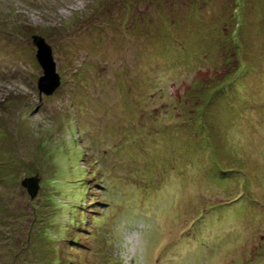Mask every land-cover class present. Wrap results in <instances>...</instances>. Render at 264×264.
Instances as JSON below:
<instances>
[{
    "label": "rangeland",
    "instance_id": "obj_1",
    "mask_svg": "<svg viewBox=\"0 0 264 264\" xmlns=\"http://www.w3.org/2000/svg\"><path fill=\"white\" fill-rule=\"evenodd\" d=\"M0 264H264V0H0Z\"/></svg>",
    "mask_w": 264,
    "mask_h": 264
},
{
    "label": "water",
    "instance_id": "obj_2",
    "mask_svg": "<svg viewBox=\"0 0 264 264\" xmlns=\"http://www.w3.org/2000/svg\"><path fill=\"white\" fill-rule=\"evenodd\" d=\"M33 44L37 48V60L43 68V76L39 79L38 88L40 97L42 95L51 96L61 86V76L57 72L56 62L54 61L52 47L42 36L35 35L32 38ZM38 175L27 178L22 182L31 199H35L40 190Z\"/></svg>",
    "mask_w": 264,
    "mask_h": 264
}]
</instances>
